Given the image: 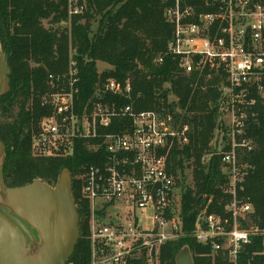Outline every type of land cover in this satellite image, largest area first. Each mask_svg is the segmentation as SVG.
Masks as SVG:
<instances>
[{
    "label": "built area",
    "instance_id": "built-area-1",
    "mask_svg": "<svg viewBox=\"0 0 264 264\" xmlns=\"http://www.w3.org/2000/svg\"><path fill=\"white\" fill-rule=\"evenodd\" d=\"M161 2L173 25L167 54L181 71L200 73L207 67L224 77L218 89L227 119L223 146L227 148H217L202 159L221 156V171L227 178L224 193L229 196L227 216L208 212V200L190 236L207 245L211 256L221 252L229 264H238L251 238L259 239L264 254V223L257 222L245 193L253 165L241 159L254 150L247 129L258 116V102L264 106V0H203L205 11L200 12L185 0ZM84 9V0H68L69 15ZM48 82L51 89L42 96V105L49 114L37 123L33 154L70 156L82 143L99 158L85 164L77 176L80 198L87 202L88 264H158L160 246L186 235L178 218L179 189L167 165L172 148L182 147L173 145L188 143L190 124L169 108L137 109L131 83L115 78H108L79 107V72L72 59L64 73L49 74ZM106 93L130 102H107ZM171 101L176 98L169 95ZM114 123H119L116 130L104 131Z\"/></svg>",
    "mask_w": 264,
    "mask_h": 264
},
{
    "label": "trees",
    "instance_id": "trees-1",
    "mask_svg": "<svg viewBox=\"0 0 264 264\" xmlns=\"http://www.w3.org/2000/svg\"><path fill=\"white\" fill-rule=\"evenodd\" d=\"M84 2L81 14L69 15L68 0H0V46L10 70L9 91L0 97V139L6 151L1 168L4 184L15 187L41 179L54 185L61 170L68 169L72 174V197L80 215V237L67 262L88 264L89 231L84 220L87 202L80 198L81 181L77 176L85 164L99 158L82 143L65 157L35 155L31 146L37 123L49 114V108L42 105V96L51 89L48 75L64 73L72 59L79 72V107L103 88L108 78L128 80L137 109L169 108L175 117H182L191 126L188 143L173 145L182 147L172 148L167 165L179 186L178 218L186 235L160 246L158 264H175V255L185 244L190 248L193 264H229L221 252L211 256L207 245L196 243L190 236L208 200V212L227 216L229 196L224 193L227 178L221 171V156L214 154L208 161L202 159L217 150L212 139L217 127H222L218 87L223 75L207 67L200 73L181 71L177 60L167 54L173 25L164 16L165 4L161 0ZM202 2L185 0L198 12L205 11ZM98 62L110 67L99 72ZM138 93L141 97L137 99ZM169 95L176 102L168 103ZM104 100L130 102L111 93H106ZM258 108L256 120L247 129V135L255 142L254 150L243 153L241 159L253 165L246 178L245 193L254 205L257 222L263 224L264 106L260 101ZM118 126L114 123L104 131H114ZM186 162L191 168L192 185L184 183ZM238 264H264L259 239L251 238L245 245Z\"/></svg>",
    "mask_w": 264,
    "mask_h": 264
},
{
    "label": "water",
    "instance_id": "water-1",
    "mask_svg": "<svg viewBox=\"0 0 264 264\" xmlns=\"http://www.w3.org/2000/svg\"><path fill=\"white\" fill-rule=\"evenodd\" d=\"M9 74L0 47V96L9 91ZM5 156V144L0 139V264H66L80 237L71 172L61 170L54 185L34 179L7 187L1 173ZM174 261L193 264L187 244Z\"/></svg>",
    "mask_w": 264,
    "mask_h": 264
},
{
    "label": "rangeland",
    "instance_id": "rangeland-1",
    "mask_svg": "<svg viewBox=\"0 0 264 264\" xmlns=\"http://www.w3.org/2000/svg\"><path fill=\"white\" fill-rule=\"evenodd\" d=\"M43 23L45 25H47V22L46 21H43ZM67 26H69V24H67ZM96 27V23L94 22L92 24V28L93 30L95 29ZM110 66L106 63H102V62H98L97 63V69L99 72L105 70V69H108ZM175 111L177 113H181V111L178 109V108H175ZM227 119L223 116L220 117V121H219V125L220 123L222 124V127L218 126L217 129L215 130L214 132V136H213V139H212V144H215L217 143V148L222 149L223 146H226L227 144V138H228V135H227ZM226 129V130H225ZM184 176H185V185H192V172H191V168L187 166V162L185 163V168H184ZM179 189V186H177V191ZM177 198H178V192H177V197H176V205H177Z\"/></svg>",
    "mask_w": 264,
    "mask_h": 264
},
{
    "label": "flooded vegetation",
    "instance_id": "flooded-vegetation-1",
    "mask_svg": "<svg viewBox=\"0 0 264 264\" xmlns=\"http://www.w3.org/2000/svg\"><path fill=\"white\" fill-rule=\"evenodd\" d=\"M0 47H1V46H0ZM1 50H2L3 56L5 57L2 47H1ZM5 58H6V57H5ZM6 61H7V59H6ZM7 64H8V63H7ZM0 97H1V96H0Z\"/></svg>",
    "mask_w": 264,
    "mask_h": 264
}]
</instances>
